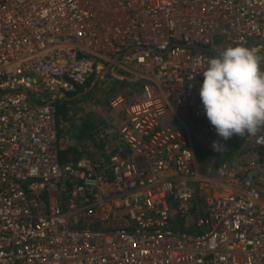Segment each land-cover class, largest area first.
Returning <instances> with one entry per match:
<instances>
[{
    "label": "built area",
    "instance_id": "1",
    "mask_svg": "<svg viewBox=\"0 0 264 264\" xmlns=\"http://www.w3.org/2000/svg\"><path fill=\"white\" fill-rule=\"evenodd\" d=\"M237 43L264 57V0H0V264H264V131L223 141L199 95Z\"/></svg>",
    "mask_w": 264,
    "mask_h": 264
},
{
    "label": "clouds",
    "instance_id": "2",
    "mask_svg": "<svg viewBox=\"0 0 264 264\" xmlns=\"http://www.w3.org/2000/svg\"><path fill=\"white\" fill-rule=\"evenodd\" d=\"M264 57L237 43L227 46L203 67L199 95L205 115L223 141L233 135L254 137L264 131ZM217 152L226 150L213 141Z\"/></svg>",
    "mask_w": 264,
    "mask_h": 264
},
{
    "label": "rangeland",
    "instance_id": "3",
    "mask_svg": "<svg viewBox=\"0 0 264 264\" xmlns=\"http://www.w3.org/2000/svg\"><path fill=\"white\" fill-rule=\"evenodd\" d=\"M96 95H105L104 90L95 88L88 94H83L68 103H63L58 106L57 125L60 135V150L64 153L67 159L73 158L74 156L79 157L81 155H85L89 151L86 141V131L78 140L71 139L70 132L72 124H79L82 121H85L86 124L90 125L99 119V116L90 110L92 104L94 103L96 105L99 103L103 107L102 100L96 98ZM64 109L66 112L68 111L65 118L60 116L62 115V110ZM71 147L75 149L73 152L68 151Z\"/></svg>",
    "mask_w": 264,
    "mask_h": 264
},
{
    "label": "trees",
    "instance_id": "4",
    "mask_svg": "<svg viewBox=\"0 0 264 264\" xmlns=\"http://www.w3.org/2000/svg\"><path fill=\"white\" fill-rule=\"evenodd\" d=\"M62 111H63L62 115H60V116L65 118L68 114V111L66 112L65 109ZM89 126L90 125L86 124L85 121H82L79 124H72L71 125V132H70L71 139H74V140L80 139L83 136V134L85 133V131L87 133ZM74 150L75 149L72 147L68 149V151H70V152H73ZM61 155L64 159H67L63 152H61ZM77 157L78 156H74L73 158H77ZM188 229H189V227L187 228L186 226H184V227L182 226L180 228V230H188Z\"/></svg>",
    "mask_w": 264,
    "mask_h": 264
}]
</instances>
